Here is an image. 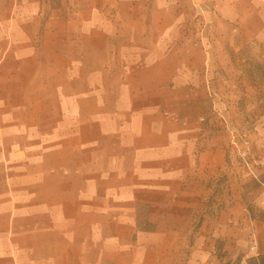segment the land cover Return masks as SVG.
Here are the masks:
<instances>
[{
	"label": "crops",
	"instance_id": "1",
	"mask_svg": "<svg viewBox=\"0 0 264 264\" xmlns=\"http://www.w3.org/2000/svg\"><path fill=\"white\" fill-rule=\"evenodd\" d=\"M144 2L0 0V264H222L216 243L264 258V175L251 201L224 133L197 121L181 13ZM236 74L230 112L254 93Z\"/></svg>",
	"mask_w": 264,
	"mask_h": 264
},
{
	"label": "rangeland",
	"instance_id": "2",
	"mask_svg": "<svg viewBox=\"0 0 264 264\" xmlns=\"http://www.w3.org/2000/svg\"><path fill=\"white\" fill-rule=\"evenodd\" d=\"M144 1L143 5L136 6V11L151 13V0ZM167 2L165 8L181 13L173 25L179 29L173 40L181 47L191 46L186 52L189 54L187 59L196 64L192 69L201 76L199 87L204 88V99L208 102L197 121L202 125L210 124L214 131L224 133L228 145L234 150L231 152V178L236 185L250 180L246 184V193L252 201L259 197L257 182L264 175V162H261L264 152V15L257 9L258 0ZM157 10L163 11V5ZM224 58L228 64L221 65L219 61ZM204 61L208 63L204 64ZM236 73L243 75L254 93L246 96L243 94L245 91H239L238 96L243 103L230 112L234 97L225 94L226 89L220 90L219 82L224 81L225 76L232 78ZM208 74H211L210 78ZM215 186L207 202L209 205L211 200L227 193V178L219 177ZM205 213L209 211L203 215ZM214 250L215 253L211 254L220 258L222 264H240L238 259H225L217 243Z\"/></svg>",
	"mask_w": 264,
	"mask_h": 264
},
{
	"label": "trees",
	"instance_id": "3",
	"mask_svg": "<svg viewBox=\"0 0 264 264\" xmlns=\"http://www.w3.org/2000/svg\"><path fill=\"white\" fill-rule=\"evenodd\" d=\"M247 264H264V258L258 257L257 259H249Z\"/></svg>",
	"mask_w": 264,
	"mask_h": 264
},
{
	"label": "built area",
	"instance_id": "4",
	"mask_svg": "<svg viewBox=\"0 0 264 264\" xmlns=\"http://www.w3.org/2000/svg\"><path fill=\"white\" fill-rule=\"evenodd\" d=\"M211 94V93H210ZM204 119H200V121H203ZM250 238H251V243H250V250H254L256 247V242H255V238L250 234ZM215 253V252H213ZM213 264V263H210Z\"/></svg>",
	"mask_w": 264,
	"mask_h": 264
}]
</instances>
